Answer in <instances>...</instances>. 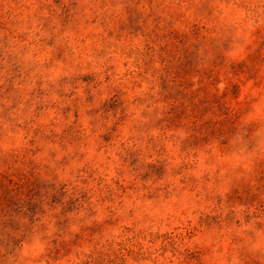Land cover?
I'll return each mask as SVG.
<instances>
[{
    "label": "rangeland",
    "instance_id": "374dc122",
    "mask_svg": "<svg viewBox=\"0 0 264 264\" xmlns=\"http://www.w3.org/2000/svg\"><path fill=\"white\" fill-rule=\"evenodd\" d=\"M0 264H264V0H0Z\"/></svg>",
    "mask_w": 264,
    "mask_h": 264
}]
</instances>
